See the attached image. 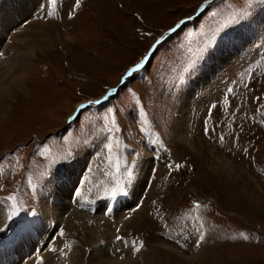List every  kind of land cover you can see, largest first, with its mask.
<instances>
[{
	"label": "rangeland",
	"instance_id": "obj_1",
	"mask_svg": "<svg viewBox=\"0 0 264 264\" xmlns=\"http://www.w3.org/2000/svg\"><path fill=\"white\" fill-rule=\"evenodd\" d=\"M46 2L50 15L25 16L0 45V76L18 54L12 76L24 78L12 87L10 75L0 93V246L88 153L81 198L48 243L56 262L71 251L73 264H264V0ZM243 31L240 53L203 82ZM182 98L184 141L174 130ZM115 198L120 213H103Z\"/></svg>",
	"mask_w": 264,
	"mask_h": 264
},
{
	"label": "bare ground",
	"instance_id": "obj_2",
	"mask_svg": "<svg viewBox=\"0 0 264 264\" xmlns=\"http://www.w3.org/2000/svg\"><path fill=\"white\" fill-rule=\"evenodd\" d=\"M46 4H47V8H46ZM49 9L46 0H9L6 3H4L3 7L0 9V45H1L2 35L5 29H7L8 27H12L17 22L20 23L23 20V18H25V16L27 15L30 17H35L43 12L48 13L49 11L50 13ZM247 35H250V33H246V31L239 32L238 35L239 39L236 38L233 39V41L226 43V48L221 51L220 57L213 59L214 68L210 67L208 69V72L205 75H203V82L208 83L206 78H209L210 80V75L213 72L224 67L225 65H228L231 58L234 55L237 56L240 53V51L244 46V45L243 46L240 45L242 44L244 37H245L244 43H246L248 39ZM20 56L21 55L18 54L15 57L13 56V64L12 63L9 64L7 69L0 76L3 77V79L0 80V93H2L6 87L5 84L3 83L4 80H9L10 75L12 80H9V82L11 83L12 87L17 85V83H19L20 81L22 82V80L24 79L23 77L13 78L12 76L14 75L13 71L15 69L14 60L21 59ZM187 103L188 100L182 98V102L178 110L179 113L178 121L176 122L174 127V130L176 131L178 138H180V141H184L181 135L182 136L184 135L182 129H184V127L186 126V125L184 126L183 123L185 122L184 117L187 112V106H188ZM181 131L183 132L182 134ZM87 155L88 153L82 154L80 158L78 157L79 159L77 163L71 169L65 171L64 174L56 175L54 177V180L50 182L48 181L49 182L48 184L46 183L47 185H45L43 191L45 198L43 197L44 199L40 201V210L38 211V213L42 215L44 222L42 221L40 215L36 218L34 216L33 219L28 220V221L33 220V222H31L30 224V227L28 224L27 229L22 230L18 238L15 237L13 238V240L9 241V243H7L6 245L0 246V264H41L42 260L44 261L46 259L49 260V258H52L50 264H73L72 263L73 252L71 251L64 252L63 256L59 257L56 262L55 259H53V257L50 255L52 254L51 253L52 251L50 250V248L47 247L53 242L52 234L55 231L54 227L55 224L62 219V216L64 214L63 209L67 208L66 205H69V207L73 205L74 196L76 200L75 203H77V200L81 198L80 194H82V190L77 189L79 186H78V182L76 181L77 180L76 177L79 174L82 163ZM142 171H145V167H143ZM59 178L61 179L65 178V179L59 184V188H57ZM70 191H72L70 193L71 197L69 198L70 202L67 203V194ZM103 202L106 203L105 206L101 207L100 209L102 210V208H104L103 213H105L106 209L109 210L110 207H113V209H116L120 213L122 204L119 203L117 198H115V200L113 201H103ZM123 204H125V202ZM3 208L5 207L0 206V227L7 223V217H8V213L6 212V209H4L3 211ZM29 228L32 231V233H27L29 231ZM50 240H52V242L48 244ZM101 252H103L102 249L99 251V253ZM96 256L97 255L90 256L89 259L91 261V264H95L97 260L95 259ZM99 256L100 255L98 254V257ZM101 263L102 261L97 264H101Z\"/></svg>",
	"mask_w": 264,
	"mask_h": 264
},
{
	"label": "snow or ice",
	"instance_id": "obj_3",
	"mask_svg": "<svg viewBox=\"0 0 264 264\" xmlns=\"http://www.w3.org/2000/svg\"><path fill=\"white\" fill-rule=\"evenodd\" d=\"M209 2H210V0H209ZM79 3H80V0H76V4L74 5V7H78V6H79ZM50 14H51V13H49V15H50ZM183 23H184V21H180V23L177 24L175 28L170 29V32H175L176 29H178ZM146 35H150V33H146ZM163 40H164V37H161L159 40H157V41H156V44L153 45L151 49H149V52H148V54L144 57V59L141 60L140 63L136 64L133 68L129 69V71H128V73H127V75H128L129 77H131L135 72H137L140 68H142V67L145 65V62L148 61V60L150 59V57L152 56L154 50H156L157 46L160 45V44L163 42ZM0 55H2V53H0ZM121 83H125V81H124L123 78H122V80H121ZM111 91H112L113 93H115L117 90H116V89H112ZM229 91H232V90L229 89ZM105 99H108V97L106 96ZM95 103L99 104V103H101V101H96ZM83 107H84V105H81V108H83ZM109 132H111V129H109ZM221 139H223V137H221ZM109 147H111V146H109ZM176 167L178 168V167H180V166L177 165ZM131 174H132V173H131L130 171H128L127 175H128L129 177H131ZM118 190H119V191H123V188L120 187ZM110 195H112V196H116V195H117V190H113V191L110 193ZM9 199H13V197L10 196ZM197 206H199V205H197ZM15 215H17V213H16V211H15V209H14L13 212L10 214L9 218L11 219V218H12L13 216H15ZM117 239H118V240H122V238L119 237V236L117 237ZM201 239H203V236H201ZM245 239H247V237H245ZM143 246H144V245H143L142 242H139V243H137L136 241H133V242H132V250H133L134 253H136V252H140L141 249L143 248ZM66 247H67V246H66Z\"/></svg>",
	"mask_w": 264,
	"mask_h": 264
},
{
	"label": "water",
	"instance_id": "obj_4",
	"mask_svg": "<svg viewBox=\"0 0 264 264\" xmlns=\"http://www.w3.org/2000/svg\"><path fill=\"white\" fill-rule=\"evenodd\" d=\"M154 52H155V51H154ZM154 52H153V54H154ZM153 54H152V55H153Z\"/></svg>",
	"mask_w": 264,
	"mask_h": 264
}]
</instances>
